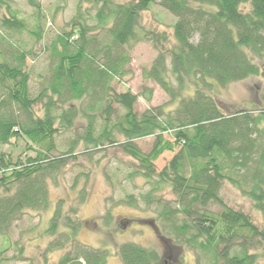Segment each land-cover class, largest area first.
Returning a JSON list of instances; mask_svg holds the SVG:
<instances>
[{
	"label": "trees",
	"instance_id": "1",
	"mask_svg": "<svg viewBox=\"0 0 264 264\" xmlns=\"http://www.w3.org/2000/svg\"><path fill=\"white\" fill-rule=\"evenodd\" d=\"M28 1L40 10L39 0ZM156 1L92 0L99 6L95 14L97 27L107 29L111 43L90 55L85 39L90 28L82 17L84 0H78L71 31L59 36L63 49L55 48L58 63L52 80L35 95L30 90L27 64L30 52L15 50L10 57L0 52V96L4 95L1 103L17 106L22 112L18 119L2 111L0 106V146L24 140L26 146L22 153L29 154L26 158L25 155L14 157L0 151V237L11 244L10 235L16 222L29 211L50 208V184L57 181L59 172L67 164L64 155L52 154L56 148L55 135L62 130L57 123L68 131L75 117L71 107H65L60 113L56 112L57 108L61 102L82 101L91 95L93 103L88 109L91 112L84 113L88 116V125L76 140H83L90 149L119 145L140 163L143 171L138 173L149 183L172 188L176 195L172 206L169 202H160L161 198L154 194L156 187L142 199L146 204L161 205L163 232L173 242L187 244L202 253L207 264H264V108L227 113L211 94L214 85L224 87L251 76L264 79V0H159L177 18L172 38L167 32H140L142 14ZM3 5L8 11L3 18L4 26L17 32L25 30L27 23L11 8L9 1L0 0V8ZM33 33L42 39L38 24ZM79 38L85 39L81 45L77 44ZM141 41L152 42L158 52L151 67L144 70V77L157 83L171 101L139 115L135 110L138 95L129 91L112 92L109 82L125 73L124 68L130 61L125 47L131 50ZM73 45L76 51L71 53L69 48ZM120 49H124L123 53L118 52L113 58L111 53ZM101 53L108 64L99 66L96 57ZM64 94L68 96L62 100ZM260 101L264 104V87ZM113 103L125 108L122 118L113 119ZM170 103H176V107L166 111ZM96 105L103 107L101 126H97L93 113ZM37 106L43 108V115L37 113ZM166 132L181 147L169 164L157 172L154 160L164 151L173 150V144L164 140ZM118 135L124 138L122 142ZM148 136H155L156 140L151 152L145 154L136 140ZM74 150L73 146L64 154L73 158ZM227 180L261 211V226L224 203L220 190ZM78 197L71 208L75 218L63 211L60 202L46 229L54 237L46 252L63 250L64 253L55 263L40 264H107L110 256L107 249L79 240L83 222L78 218L80 205L88 197L87 188L80 190ZM128 199L130 203L136 201L134 195H128ZM213 202L220 204L223 211H210L209 204ZM244 231H249L252 238ZM19 252L23 254V246ZM119 256L124 264L161 262L156 251L134 242L122 244ZM197 260L199 263L201 258Z\"/></svg>",
	"mask_w": 264,
	"mask_h": 264
},
{
	"label": "rangeland",
	"instance_id": "2",
	"mask_svg": "<svg viewBox=\"0 0 264 264\" xmlns=\"http://www.w3.org/2000/svg\"><path fill=\"white\" fill-rule=\"evenodd\" d=\"M12 9L16 10L19 17L27 23V28L22 32L8 29L3 24V18L8 15L5 5L0 8V52H4L10 57L12 51L27 50L30 56L27 59L30 71V90L35 95L52 80L54 68L57 65V57L54 56L55 48L58 51L63 49L59 42V36L71 31V20L76 14L78 0H39L40 10L29 4L28 0H8ZM116 2H126L128 0H115ZM157 0L150 9L144 12L140 19L141 34L144 30H154L156 32H167L172 38L173 24L177 18L164 9ZM99 6L92 0H84L82 15L84 22L90 28L85 35L88 41L86 49L88 54H94L102 46L108 43L109 33L107 29L97 27L95 14ZM247 9V7H244ZM78 13V12H77ZM80 13V12H79ZM78 13V14H79ZM82 19V20H83ZM37 24L41 28L42 39L34 35L33 30ZM77 32H75L76 34ZM79 38L77 44L83 41ZM102 47V48H103ZM129 57V63L124 68L125 73L115 76L110 82L112 92H131L138 95L135 110L142 115L146 110L162 106L171 101L170 96L153 80L144 77V70H148L158 55L153 43L141 41L131 50L125 47ZM69 52H75L73 45ZM124 49L114 50L111 56L114 58L118 52ZM123 53V52H122ZM256 63L262 66L260 61L254 57ZM97 65L108 64L103 53L96 57ZM85 62L82 67H85ZM171 76V74H170ZM172 83L176 86L174 77L171 76ZM264 87V79L261 76H251L246 80L229 84L227 86L214 85L211 94L221 104L223 109L229 113L238 109L252 110L258 107L264 108L260 101V94ZM64 94L62 100L67 98ZM4 95L0 96V106L7 114L21 118L22 112L19 107L12 104L1 103ZM93 103L91 95L85 99L61 102L56 112L62 109L72 108L75 113L73 125L70 130H63L61 123L57 126L62 129L55 135L56 148L52 154L55 156L64 155L67 164L61 169L57 176V181L50 184L51 206L47 211H29L16 226L12 228L9 244L3 237H0V264H40L44 261L55 263L64 253L63 250L46 252L48 243L54 239L46 233L50 220L54 214L56 205L62 202L63 211L70 213L73 203L79 198L78 192L87 188L88 197L80 205L79 218L83 226L79 233V240L95 248L107 249L110 256L107 264H124L119 256V248L126 242H134L150 250L156 251L160 258V264H207V258L202 253L187 244L179 245L173 242L167 233L163 232L160 220L161 205L157 202L146 204L142 196L150 189H154V194L161 198L160 202H169L174 205L176 195L169 185L152 184L141 176L140 163L123 151L119 145H101L100 147L87 148L83 140L76 138L84 134L88 125V116L84 113L91 112L89 106ZM94 107V106H93ZM176 103L166 105V111L174 110ZM113 119L122 118L125 113L118 103H113ZM37 113L43 115V108L36 107ZM93 113L98 121L97 126H101L104 116L100 115L103 107L97 105ZM258 110L255 111V114ZM122 142L124 138L118 135ZM155 136H148L136 140L137 145L145 154L150 153L155 143ZM164 140L173 144V150H166L154 160L157 172H160L180 150L181 145L174 144L175 138L171 133H164ZM75 142V143H73ZM26 146L24 140H14L12 145L0 146V151L11 153L12 156L29 154L22 153ZM75 148L73 158L64 153L71 147ZM90 149V150H89ZM34 155V153H30ZM128 195H134L136 201L130 203ZM220 196L224 203L230 208L242 211L250 216L257 226L263 223V215L253 201L244 195L229 180L223 182ZM210 211L220 213L223 207L218 203H210ZM151 221V222H150ZM151 224V227L150 225ZM165 234V237L162 235ZM248 238H252L249 231H244ZM24 248L20 255L19 248ZM5 250V251H3ZM261 250V249H260ZM258 250V251H260ZM201 258L200 262L198 260Z\"/></svg>",
	"mask_w": 264,
	"mask_h": 264
},
{
	"label": "flooded vegetation",
	"instance_id": "3",
	"mask_svg": "<svg viewBox=\"0 0 264 264\" xmlns=\"http://www.w3.org/2000/svg\"><path fill=\"white\" fill-rule=\"evenodd\" d=\"M151 222V221H150ZM150 225V227H151V224H149Z\"/></svg>",
	"mask_w": 264,
	"mask_h": 264
}]
</instances>
